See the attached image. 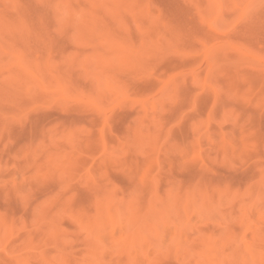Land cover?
<instances>
[{"label":"rangeland","instance_id":"obj_1","mask_svg":"<svg viewBox=\"0 0 264 264\" xmlns=\"http://www.w3.org/2000/svg\"><path fill=\"white\" fill-rule=\"evenodd\" d=\"M0 264H264V0H0Z\"/></svg>","mask_w":264,"mask_h":264}]
</instances>
